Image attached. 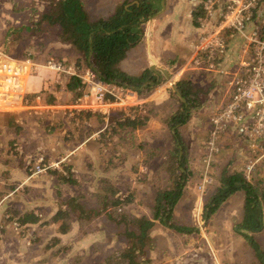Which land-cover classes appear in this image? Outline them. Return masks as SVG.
I'll return each mask as SVG.
<instances>
[{"label": "crops", "instance_id": "0c3cea01", "mask_svg": "<svg viewBox=\"0 0 264 264\" xmlns=\"http://www.w3.org/2000/svg\"><path fill=\"white\" fill-rule=\"evenodd\" d=\"M82 1L90 13V18L94 19L97 15L109 17L120 3L130 4L137 0ZM201 1L151 0L158 6L156 13L144 23L139 41L126 50L116 65L123 69L122 72H119L129 79V83L125 82L124 85L133 91V95L126 104L109 109V116H113V112H126V109H129L130 112L143 113L142 115L147 117L148 120L143 127H136L133 133L128 132L131 138H129V147L126 146V150L134 151L135 158H137L135 163L138 164V174L144 173L147 169L143 164L145 156L153 154L157 146L162 151H166L168 147L163 112L179 110L176 99L180 96L176 91L175 82L187 79L192 87L203 88L204 94L207 96L205 103H200L199 106L191 110V118L189 117L180 129V135H183L184 139L186 164L190 171L189 182L193 184L189 186L188 183L186 187L189 189L193 187L195 191L193 206L187 212L191 225H186L194 228L195 232L200 230L198 233H189L191 237H186L185 242L181 243H185L187 248L185 262L186 264H264L262 255H259L264 252V211L261 214V227L257 230H246L243 226L245 208L242 191H235L211 217L207 218L204 214L202 221H198L200 213L205 211L206 200L217 191L219 186L217 177H220V171L216 166L212 167L211 165V168L204 172L203 159L206 150L203 148L202 141L205 140L208 133L209 116L213 107L221 105L227 98L230 91L227 84V73L236 71L238 58L241 54V44L235 39L236 37L232 36L231 40L234 39L229 44L226 56L220 61L216 72L183 68L192 55L199 34L197 23L199 15L197 16V14L201 10ZM45 11L46 3L42 0H0V52L7 53L14 58L30 54L35 61H43L50 56L61 57L62 55L57 51H63V53H71L76 59V51L70 50V45L56 39L58 29L56 27L49 29L50 26L46 23L43 26L49 29L48 33H38L39 31L34 33L31 29H27L20 33L16 45L7 49L11 45V43H7L8 29L14 27L17 32L23 25L32 28L28 22L33 18V14L40 15ZM33 39H37L38 42L42 41L40 49L36 45H30ZM54 78L55 75L52 71L38 69L37 73L30 77L28 90L33 92L43 88L42 99L36 101L34 95L30 93V108L0 112V241L2 242L0 244V264L9 261L10 258L15 259L21 256L20 261H27L30 258L33 261L31 255L27 256L28 250L45 240V238L43 241L40 239V232H36V229L43 230L44 228L41 227H46L47 232L50 230L47 233L46 238L49 239L46 243L50 239L59 240L71 234L68 232L62 235L57 234L55 225L49 223V219L56 211L57 202L60 199L75 195L74 193L78 192L77 189L81 191L84 189L83 192L88 194L90 189L83 185L81 179L84 180V183L90 182L91 179L89 176L85 178L84 167L88 169L93 166L95 163L94 153H96L97 147L99 150L101 144L99 140H102L105 135L107 136V134L103 135L106 126H108L107 117L101 113L85 110L77 118L67 115L66 107L75 96L67 90V82H56L51 86L52 90L48 85ZM140 80L142 81L139 82ZM170 91H174L176 97H173ZM180 99L183 101L182 98ZM203 116H205V120L199 124L198 121ZM190 121L196 126H193L195 128L192 131L193 135L186 141L188 135L185 126ZM112 126L114 125L112 124ZM109 134H111L110 130ZM117 138L119 139L118 136ZM112 139L117 142L116 135L113 133ZM222 140L224 142L221 144L220 153L215 156L212 162L225 165L224 167L227 166L231 171H237L244 162V146L237 142L232 129H229L228 132L225 131ZM119 141L125 143V140L119 139ZM118 147H120L118 144H114V148L110 149L109 161L114 162L113 166L121 158L124 159L126 154L123 152L125 146H122L124 148L122 150L121 148L119 150ZM137 152L140 159L137 157ZM112 153H116L115 156H112ZM34 154H44L45 159L50 162L59 161V168L49 169L40 174H31L28 169L31 165L26 161L25 156ZM181 155L180 151L178 158ZM101 156L104 157V154ZM114 159L119 160L116 162ZM159 161L160 159L155 162L154 166ZM123 162L125 165L128 163L127 160ZM65 171L72 174L74 179L72 183L62 179L58 180V173L65 174ZM262 172L259 173V176L262 175ZM128 173L126 168L116 176L112 174V177L115 181L127 184L129 183V181L126 182L129 179ZM204 174H206L208 182L203 194L199 195L198 183L202 182ZM101 177L95 176V181ZM132 181L134 182V179ZM111 182L116 184L114 181ZM146 194H151L150 190ZM185 194H188V191ZM236 194L240 200H236ZM199 196H202L201 206L198 203ZM231 201H237L239 204L232 203L230 205ZM13 210L19 211L20 214L27 211L38 214L39 220L36 224L18 227L29 231L31 241L37 238L30 242L32 246L30 248L16 243L19 239L18 230H13L11 224L9 225L10 221L4 220L6 214H10L11 217H15L14 220H17V215H13ZM158 229L167 232L166 226ZM150 235L155 238L152 240L154 246L150 249L148 257L154 259L155 264H163L165 263L162 259L164 258L163 252H166L168 248H173L172 252L174 251L175 237L169 236L168 239L167 234L166 236L158 233L153 235L150 233ZM246 235H249V239H252L253 243L247 239ZM52 240L49 243H52ZM59 241L57 242L60 243ZM116 246L117 244L114 245V247ZM213 247L222 253V255H218L217 260L213 257L215 253L212 251ZM151 250L156 252L153 258ZM175 250L178 251L176 247ZM43 251L45 252V250ZM176 255H172L168 260L172 259L171 262L175 263L173 256ZM37 262H40V259Z\"/></svg>", "mask_w": 264, "mask_h": 264}, {"label": "trees", "instance_id": "16d2710c", "mask_svg": "<svg viewBox=\"0 0 264 264\" xmlns=\"http://www.w3.org/2000/svg\"><path fill=\"white\" fill-rule=\"evenodd\" d=\"M42 1L46 3V11L40 15L33 14V18L28 22L32 28L23 25L17 32L14 27L8 29L7 43H11V45H7V49L16 45L20 33L27 29H31L34 33L37 31H39L38 33H48L49 29L56 27L58 29L56 39L83 54L86 59L84 65L91 68L98 79L121 85L129 81L124 74L116 71V65L126 50L135 45L141 38L144 23L157 11L158 6L156 4L152 3L151 0H137L130 4L123 2L116 7L115 12L109 17L97 15L96 18L91 19L82 0ZM201 13L202 9L199 10L197 16H200ZM45 23L50 26L49 29L43 26ZM8 51L10 52V50ZM49 58H58V56H50ZM175 87L180 96L178 99L175 98L179 110L177 112H163L168 147L166 151H162L158 146L155 147L154 153L148 154L147 159L144 160L145 166L152 173L149 177L145 175L141 181L145 185L152 186L151 189H153V194L145 195L147 197L146 202H148L146 207L149 212L141 215L129 214L126 207L130 201L133 202L135 196L133 192L123 195L122 192L119 193V189L114 186L109 178L101 177L95 181L97 189L95 188L94 192L88 191L87 194V192L77 189L78 192L74 193L75 195L60 199L57 202L56 211L49 219V223L55 225V232L60 235L69 233L74 221L79 222L80 226L89 227L94 219L104 217L111 224H115L116 230L113 234L120 238L119 240L123 244L118 243L113 252L107 254L104 261L98 264H153L148 254L154 246L150 235V230L156 225L154 220H161L165 224H169L170 228L182 233L195 232L194 228L180 225L175 221L173 211L176 205L187 195L185 191L190 180V171L187 168L184 153V139L183 135H180V129L191 116V110L199 106L202 99L198 97V89L192 87L187 79L175 82ZM66 88L77 97L82 89L81 80L72 77ZM170 94L176 97L174 91H170ZM142 114L124 116L120 121L116 120L114 114L108 116L107 124L109 126L103 135H108L109 130L113 134L119 130V139L131 138V136L126 137L128 132L133 133L136 127H143L148 120ZM112 121L115 123L113 124ZM180 151L182 155L178 158ZM159 159L160 161L156 166H151L153 161L156 162ZM211 165L212 167L216 166L220 171V177H217L219 186L215 194L206 200L204 214L207 218L210 217L226 199L231 197L235 191L240 190L244 194L245 218L243 226L246 230L259 229L262 222L261 214L264 211L263 177L246 180L240 172L231 171L227 166L225 168V165L222 166L215 162H212ZM57 176L58 180L62 179L68 183L74 181L72 174L66 173V171L65 174L58 173ZM91 196L96 197L98 203L100 201V207L90 206L87 198ZM117 208L122 211L117 210ZM12 212L13 215H17V220L11 216H6L4 220L13 221L17 223L18 227L36 224L39 220L38 214L32 211L23 214L15 210ZM246 236L249 239V235ZM35 240L37 238H34L33 241ZM57 241L59 240L53 238L52 243L47 242L44 245L45 250L58 243ZM249 241L253 243L252 239ZM63 249L67 250L65 247ZM259 255H262L261 258L264 259V252Z\"/></svg>", "mask_w": 264, "mask_h": 264}, {"label": "built area", "instance_id": "2783aa9c", "mask_svg": "<svg viewBox=\"0 0 264 264\" xmlns=\"http://www.w3.org/2000/svg\"><path fill=\"white\" fill-rule=\"evenodd\" d=\"M201 9L197 17L199 34L184 69L216 72V60L226 54L233 39L236 37L241 44L236 71L227 73L230 88L227 98L221 105L214 106L209 116L208 133L202 141L206 150L204 172L220 153L222 135L232 129L237 142L244 146V151L241 150L244 162L237 172L246 180H252L264 171V0H202ZM38 69L54 73L50 88L56 82L68 83L72 77L81 80V93L66 107L69 117L77 118L83 110L108 117L109 109L126 104L133 95L125 85L98 79L91 68L76 59L61 56L35 61L30 54L14 58L0 52V112L30 108V93L34 100L42 99L43 88L28 90L30 77ZM25 159L31 165V174L58 169L60 164L47 161L42 154L27 155ZM203 176L198 183L199 195L203 194L208 182L206 174ZM201 197L198 199L200 206ZM11 225L18 229L17 223L11 221Z\"/></svg>", "mask_w": 264, "mask_h": 264}, {"label": "rangeland", "instance_id": "374dc122", "mask_svg": "<svg viewBox=\"0 0 264 264\" xmlns=\"http://www.w3.org/2000/svg\"><path fill=\"white\" fill-rule=\"evenodd\" d=\"M50 34H51V32L49 33V35ZM48 37H50V36H48ZM32 42L30 45H32V46L36 45L37 48L40 49V44L42 41L38 42L37 39H33ZM70 50H73V49H70ZM57 52H59L60 55H62L63 57H67L70 60H75V58L73 57V55L71 53L70 54L68 52L63 53V51H57ZM75 55H76V60H79L82 63H84L86 61L83 54H80L79 52L76 51ZM225 56H224V58H225ZM116 71L122 72L123 69L116 67ZM220 77H221V75H220ZM217 81H219V80L217 79ZM196 88L198 89V97H200V99H202L201 103L204 104L207 96L204 94L203 88H201L199 86H196ZM214 93L216 94V90ZM208 98L210 99V96ZM72 99L73 100L71 103L74 102L75 97ZM208 102H209V100H208ZM69 105H70V103H69ZM126 110H127L126 112H113L114 115L116 116V120L120 121L122 117L127 115L126 113H128V114H136L137 113V112H130L129 109H126ZM108 116H109V114H108ZM203 120H205V116L200 118L198 123L200 124ZM114 123L115 122H113V124ZM205 123H206V121H205ZM191 126H192V129L190 130ZM193 126H196V125H194V123L192 121L187 123V125L185 126L186 134L188 135L186 141L189 138H191V136L193 135L192 131L195 129V128H193ZM117 129H119V128H117ZM183 133L185 134V131ZM114 135H116L117 142L113 141L112 133L108 134L107 136L102 138V140H99L101 143L99 150L97 147V151H96V153H94V155H95L94 156V162L95 163L93 164L92 167H90L88 169H86L84 167V170L86 173L85 178H87V176H89L91 180H90V182H87V183H84L83 179H81V181L83 182L84 186L86 185L87 187H89L91 192H94L97 189V185L95 186V176L96 177H101V176L106 177L107 176L109 179H112L113 178L112 174H114V176H116L119 172H121V170L127 168L128 172H129L127 174V176L129 179H127L126 182L129 181V183L125 184V183H122L120 181H115L114 178L111 181H114V183H116V184H114V186H117L116 188L119 189V193L122 192V194L125 195V194H129L130 192H133V195H135L133 197V202L131 203V201H130V204L126 207L129 214H131V215L146 214L149 212V210H147V207H146L147 206L146 204H148V202H146L147 197L145 195L149 190H150V193L153 194V189H151L152 186L150 187L149 185H145V183L143 184L141 181L143 180L145 175H146V177L151 176L150 175V174H152V173H150L151 170L149 168H147L144 173L141 172L138 174V164L135 163V161L137 162V158H135L134 151L133 150H126V148L129 147V137L125 140V143H122V141L120 142L119 139L117 138V136L119 137V135H120L119 130L118 131L116 130ZM127 136H130V133H128L126 135V137ZM223 142H224V140H222L220 142V146ZM114 144L115 145L118 144L120 146V147H118L119 150H120V148L122 150V148H123L122 146H125V149L123 148L124 149L123 152L126 153L124 159L121 158L120 161H118L119 159L118 160L114 159L116 162L118 161L117 163H115L116 164L115 166H113V164H112L114 162L109 161V156H110L109 154H111L110 149H111V147L114 148ZM126 144H128V145H126ZM102 154H104V157L101 156ZM114 154H116V153H114ZM114 154L112 153V156H115ZM34 155L36 156V154H34ZM42 155H44V154H42ZM137 157L139 158V153H138ZM146 158H147V156H145V159ZM124 160L125 161L127 160V162H128L127 165H125V163L123 162ZM143 164H144V162H143ZM154 164H155V161H153L152 165L154 166ZM210 168H211V166L208 168V170ZM260 177H263L262 181L264 182V171L262 172V175ZM130 178H131V180H130ZM132 179H134V182L132 181ZM118 180H120V179H118ZM188 183H189V186L193 185L192 182H188ZM193 189H194L193 187H191L190 189L187 187V189L185 191V193L188 191V194L186 195L187 197L185 196L176 205V207L174 208V211H173V214H174L173 219L175 221H177L180 225H184L187 227H189V225H186V224H190V220L187 217V212H189V210L193 206V201H194V196H195V194H194L195 191ZM83 191H84V189H83ZM235 198H237L236 200L239 199L237 194H236ZM87 199H88L91 207L92 206L93 207L99 206L100 201L98 203V199L96 197L91 196V197H88ZM148 199H151V197H148ZM232 203H234L235 205L239 204V203H237V201H231V203H229V204L232 205ZM117 210L122 211L120 208H117ZM203 210H204V207H203ZM204 212L200 213V215L198 216V221H200V222L202 221ZM6 216L9 217L10 214H6ZM235 216H237V215H235ZM155 222H156V225L150 230V233H152V235L155 233L164 234V235L167 234L168 236L167 235L166 236L168 237V239H169V236H171V237H175L174 241L176 240L177 246L176 245L174 246L173 252H172L173 248H171V249L168 248L166 250V252H163V254H164V256H163L164 258H162L163 261L166 264H171V263H173V262H171L172 259L168 260V258H170L172 255L177 254L176 256H173V258L175 257V261H174L175 263H173V264H186V262H185V260H186L185 250L187 248L184 245L185 243L184 244H181V243L185 242L186 237L190 238L191 237L190 234L189 233H182V232H179L173 228H170L169 224H165V222H163L161 220L160 221L155 220ZM10 224H11V221L9 222V225ZM90 225L91 226H89V227L80 226L79 222H77V221L72 222V227H71V230L69 232L71 234L68 233L69 234L68 237H63V238L59 239L60 243H56L53 246H50V248H48L47 250H45L44 245L46 244V241H48L47 239H49L46 237L48 236L47 233L50 232V230L47 232L46 227H41V228H44L43 230L36 229V232L37 231L40 232V234H39L40 239H42V241H43V238H45L44 242H42L40 244H35L33 246V248H30L31 240H30L29 231L24 230L23 228L15 229V228H13V225H11L13 230L15 229V230H18V232H19V234H18L19 239L16 243L17 244L20 243L21 246H25L27 248H30L28 250L29 252H27V256L31 255L33 257V261L31 260V258L28 259L27 261H25V260L20 261V259L22 258V256H21L20 258L16 257L15 259L10 258L9 261H5L4 264H98V263H101L104 261L107 254L113 252V249L115 248L114 247L115 244H117V245H118V243L123 244V242L121 240H119L120 238H117L113 234L114 231L116 230L115 224H113V223L111 224V222L106 220L104 217H102L100 219L99 218L94 219L90 223ZM165 226L167 227L166 233H165V231L158 229V228H164ZM168 229H169V231H168ZM198 232H200V230L196 231L195 233H198ZM159 236H162V235H159ZM109 238H110V242H109ZM151 238H152V236H151ZM154 238H155V236H153L152 240H154ZM51 240L52 239H50L49 242ZM1 243L2 242L0 241V244ZM6 243H8V242H6ZM6 243H4V244H6ZM168 243H169V241H168ZM63 247L67 248V250H64ZM175 247H176V249H178V251L175 250ZM43 250H45V252ZM212 251H215V253L213 254V257L216 260H217L218 255H222L221 251L218 250L216 247H213ZM155 255H156V252L154 250H151L152 258ZM165 257H166V259H165ZM39 259H40V262H37V260H39ZM152 261H153L152 263L155 264L154 259ZM215 262H217V261H215ZM156 263H159V262H156Z\"/></svg>", "mask_w": 264, "mask_h": 264}, {"label": "bare ground", "instance_id": "6f19581e", "mask_svg": "<svg viewBox=\"0 0 264 264\" xmlns=\"http://www.w3.org/2000/svg\"><path fill=\"white\" fill-rule=\"evenodd\" d=\"M225 55H226V54H224L223 56H221L220 58H218V59L216 60V67H217V68H218V65H219L220 61L224 58Z\"/></svg>", "mask_w": 264, "mask_h": 264}]
</instances>
